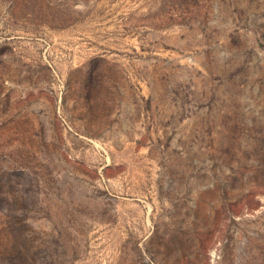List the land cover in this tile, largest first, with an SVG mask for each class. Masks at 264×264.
<instances>
[{
  "label": "rangeland",
  "instance_id": "obj_1",
  "mask_svg": "<svg viewBox=\"0 0 264 264\" xmlns=\"http://www.w3.org/2000/svg\"><path fill=\"white\" fill-rule=\"evenodd\" d=\"M0 264H264V0H0Z\"/></svg>",
  "mask_w": 264,
  "mask_h": 264
}]
</instances>
